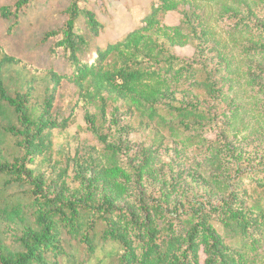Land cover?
<instances>
[{
    "label": "trees",
    "instance_id": "16d2710c",
    "mask_svg": "<svg viewBox=\"0 0 264 264\" xmlns=\"http://www.w3.org/2000/svg\"><path fill=\"white\" fill-rule=\"evenodd\" d=\"M53 8L62 21L34 63L0 46V136L19 152L0 154V191L20 190L11 215L30 218L17 248L0 243V264H264V0H151L104 42L112 24L97 0H0V38ZM65 85L75 101L60 116ZM107 100L126 105L147 145L128 141L132 125H104ZM79 105L98 108L100 125L84 120L102 148L63 157L53 140Z\"/></svg>",
    "mask_w": 264,
    "mask_h": 264
},
{
    "label": "rangeland",
    "instance_id": "374dc122",
    "mask_svg": "<svg viewBox=\"0 0 264 264\" xmlns=\"http://www.w3.org/2000/svg\"><path fill=\"white\" fill-rule=\"evenodd\" d=\"M150 1L151 0H97L98 5L101 6V10L97 12L102 13L105 11L106 15L111 18L112 24L111 28L105 30L101 40L103 42L106 41V39L115 40L130 32L143 18L144 8ZM54 16L55 13L53 8L52 12L50 11L45 16L29 19L30 22L28 24H23L12 37L0 38V46H2L9 55L20 57L24 60H30L31 63H34V59L37 55L35 48L38 46V40L42 36L43 31L62 21H57ZM179 19L180 16L172 14L166 17L165 23L168 25H177ZM225 24V20L219 21L217 25L214 24L212 28L217 35H220L222 33L221 31L227 28ZM175 51L181 57H191L193 55V50L189 47L178 48ZM36 84L37 92L42 93L45 91L47 85L46 80H39ZM57 95L56 112L60 116L67 115L75 101L74 88H72L71 85H65L59 90ZM106 103L108 108L105 113V126L109 124L108 122L112 118L116 119L120 124L132 125L135 130L129 134L128 141H130L135 148H140V145H147L150 142V137L148 136L149 132H142L140 128L136 127L134 118L130 116V112H128L123 102L107 100ZM87 111L96 114V122L98 125L101 124V114H99L98 108H96L95 105H79L74 113L73 122L68 128L62 131L63 136L53 140L52 147L54 152L59 150L62 152L63 157H74L75 152L78 151L80 157H85L91 147L96 148L98 151L101 150L102 145H100L94 136L87 130L84 120ZM5 123L6 120H2V124ZM218 127L219 124L216 126V130ZM14 141L13 138H8L3 135L2 137L0 136V154L8 162H13V159L19 156V152L17 153L14 148ZM166 145L170 147L168 144ZM166 145H164L163 148L167 147ZM179 149H181L180 146ZM161 151L164 152L163 150ZM169 153H171V151ZM182 156L184 161H189L192 155L191 153H186L184 155L182 152ZM44 166L45 163L42 164L43 169H45ZM17 191L20 190L14 192L0 191V243L9 249L17 248L16 239L21 234L22 227L30 221L28 210L25 211L23 217L24 222H20V217L11 215L13 211L11 204L14 203L15 205L19 203L18 199L14 198V195H16L15 192ZM12 195L14 197H11Z\"/></svg>",
    "mask_w": 264,
    "mask_h": 264
}]
</instances>
